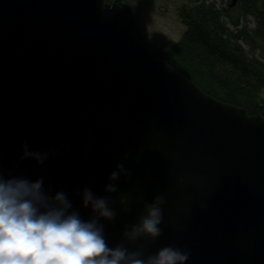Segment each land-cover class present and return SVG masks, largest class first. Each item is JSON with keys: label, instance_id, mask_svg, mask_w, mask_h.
<instances>
[{"label": "water", "instance_id": "1", "mask_svg": "<svg viewBox=\"0 0 264 264\" xmlns=\"http://www.w3.org/2000/svg\"><path fill=\"white\" fill-rule=\"evenodd\" d=\"M105 0H0V171L44 180L93 218L84 188L109 197V247L166 246L185 264H264V116L204 92L156 58ZM233 0L231 6H235ZM49 153L41 165L23 147ZM123 164L129 176L105 191ZM129 204H120V195ZM166 199L162 235L124 232Z\"/></svg>", "mask_w": 264, "mask_h": 264}, {"label": "clouds", "instance_id": "2", "mask_svg": "<svg viewBox=\"0 0 264 264\" xmlns=\"http://www.w3.org/2000/svg\"><path fill=\"white\" fill-rule=\"evenodd\" d=\"M22 159H34L43 164L49 153L23 147ZM129 173L123 164L111 173L105 191H119L116 182ZM44 180L35 182L23 177L5 178L0 171V264H185L189 253L174 246H166L145 256L144 250L130 251L124 243L109 247L104 238L101 219L113 221L116 211L110 207L109 197H96L84 188L82 202L91 206L93 218L84 220L73 210L66 193L54 196L44 190ZM163 195L153 203H145V215L139 223L124 232V240L134 244L141 238L155 240L162 235ZM120 195V204H129Z\"/></svg>", "mask_w": 264, "mask_h": 264}, {"label": "trees", "instance_id": "3", "mask_svg": "<svg viewBox=\"0 0 264 264\" xmlns=\"http://www.w3.org/2000/svg\"><path fill=\"white\" fill-rule=\"evenodd\" d=\"M238 1L243 16L252 14L257 18V27L251 33L242 29L237 32L230 30L225 16L235 26L240 23L232 18L229 8L219 9L215 3L198 0L194 5H184L179 9V15L187 26L182 38L169 50L151 51L156 58L171 65L212 97L244 107L249 114L264 116V98L261 96L264 62L250 56L239 43L242 40L251 52L263 49L261 55L264 57V15L257 6L261 0ZM116 12L121 14L120 21L130 25L143 39L134 28L129 7L116 6L113 13Z\"/></svg>", "mask_w": 264, "mask_h": 264}, {"label": "rangeland", "instance_id": "4", "mask_svg": "<svg viewBox=\"0 0 264 264\" xmlns=\"http://www.w3.org/2000/svg\"><path fill=\"white\" fill-rule=\"evenodd\" d=\"M117 1V3H116ZM198 0H106L104 19L106 20L113 13L116 6L123 8L127 5L132 11V19L134 28L142 36L145 44L152 51L169 50L177 43L187 31L179 15V9L182 6H191ZM202 1V0H200ZM233 0H206V2L215 3L219 9H228L233 19H238V26L233 25L229 17L225 16L224 20L230 30L237 32L240 29L251 33L257 27V18L249 14L243 16L241 14V3L238 1L235 6H231ZM116 5V6H115ZM264 15V0L259 1L257 5ZM117 13V12H116ZM250 56H255L264 62L261 55L263 49L258 48L253 52L242 40L239 42ZM264 98V89L261 91Z\"/></svg>", "mask_w": 264, "mask_h": 264}, {"label": "flooded vegetation", "instance_id": "5", "mask_svg": "<svg viewBox=\"0 0 264 264\" xmlns=\"http://www.w3.org/2000/svg\"><path fill=\"white\" fill-rule=\"evenodd\" d=\"M143 40V39H142ZM144 41V40H143ZM146 43V42H145ZM148 46V45H147Z\"/></svg>", "mask_w": 264, "mask_h": 264}, {"label": "bare ground", "instance_id": "6", "mask_svg": "<svg viewBox=\"0 0 264 264\" xmlns=\"http://www.w3.org/2000/svg\"><path fill=\"white\" fill-rule=\"evenodd\" d=\"M105 7V6H104Z\"/></svg>", "mask_w": 264, "mask_h": 264}]
</instances>
